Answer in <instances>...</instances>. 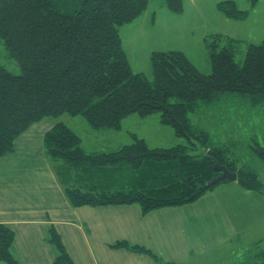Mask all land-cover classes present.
<instances>
[{"label": "trees", "instance_id": "1", "mask_svg": "<svg viewBox=\"0 0 264 264\" xmlns=\"http://www.w3.org/2000/svg\"><path fill=\"white\" fill-rule=\"evenodd\" d=\"M164 1L172 14L183 13V0ZM149 3L0 0V42L20 67L14 74L0 63V159L13 153L16 141L31 126L48 118L82 117L95 131L119 133L130 116L157 115L186 145L153 149L132 134L131 145L89 154L80 136L63 122L46 134L45 151L59 163L57 177L73 208L134 205L147 216L191 205L215 190L217 185L208 186L220 175L213 161L237 173L244 190L262 191L258 174L239 167L210 131L223 119L218 115L221 105L215 106L222 95L240 96L251 107L264 105V42L248 44L240 63L243 41L206 36L209 75L183 52H153L150 81L132 70L120 34L122 27L147 12ZM257 4L253 0L252 8ZM217 10L234 21L250 15L233 1L219 3ZM223 124L227 127L225 120ZM251 153L264 162V148H252ZM50 242L57 250L53 264H75L54 229ZM13 243V231L0 224V263L19 264ZM112 248L149 253L126 242ZM260 257L264 264V252Z\"/></svg>", "mask_w": 264, "mask_h": 264}, {"label": "rangeland", "instance_id": "2", "mask_svg": "<svg viewBox=\"0 0 264 264\" xmlns=\"http://www.w3.org/2000/svg\"><path fill=\"white\" fill-rule=\"evenodd\" d=\"M191 1L195 2V7L189 0H184L185 14H181L179 19L170 12L164 0H151L148 13L140 18L137 25L140 27L145 19L147 24L145 23L140 31L135 33V37L132 33L129 43L125 31L122 30L123 27L121 28L120 34L122 31L125 51L135 73H141L151 81L153 74L149 54L169 52L174 49L179 51L181 48V52L184 51L189 55V60L201 73L209 75L211 73L210 54L205 44L200 42L201 33L218 34L243 41L244 52L237 57L240 63L243 61L248 44L264 42V0H258L254 9L252 8L253 0ZM228 1L235 2L241 11H249V17L244 21L226 18L217 10V5ZM154 20H156L155 25H153ZM171 33L176 34L178 39ZM196 42L201 44L196 45ZM161 49L163 51H160ZM195 55L198 56L197 60ZM0 63L11 73H20V67L9 57L2 42H0ZM220 100L221 103L215 106L221 105L222 109L219 110L218 115L223 119L216 121L214 129L210 132L220 143L225 139L229 140L227 149L230 156H233L239 167H247L248 170L255 171L259 176L260 184L264 187V162L251 153L252 148H264V105L251 107L249 100L236 95H222ZM153 117V119H141L138 116H130L123 121V129L119 133L95 131L84 118L70 115H63L59 120L48 118L44 121L63 120L75 134L80 136L87 153H109L131 145L132 134L144 139L153 149H170L179 144L186 145L185 139L176 137L171 128L159 123L157 115ZM224 120L227 127H224ZM263 192L264 188L262 191L244 190L235 181L230 180L217 185L213 191L216 198H211V202L213 205L220 202L223 216L220 220L218 216L211 219L197 218V224L203 228L204 234L211 237L222 229V218H226L233 230V235L231 234L229 239L225 238L213 243L208 250L202 248L197 255L190 258L187 264L262 263L263 259L260 255L264 252ZM190 215L192 214H187L185 217Z\"/></svg>", "mask_w": 264, "mask_h": 264}, {"label": "crops", "instance_id": "3", "mask_svg": "<svg viewBox=\"0 0 264 264\" xmlns=\"http://www.w3.org/2000/svg\"><path fill=\"white\" fill-rule=\"evenodd\" d=\"M189 1L195 7V2ZM176 16L181 19V14ZM139 20L122 29L128 43L132 33L135 37L146 23L145 19L139 27ZM171 34L178 39L176 34ZM200 35L204 44L202 38L211 34ZM168 42L171 43L169 39ZM126 55L132 67L127 52ZM194 57L197 60L198 56ZM57 120L31 126L18 138L13 153L0 159V224L14 233L12 252L19 264L54 263L57 250L50 242L51 229L59 234L75 264H187L202 248L208 250L213 243L233 235L226 218H222V229L211 237L197 224V218L218 216L220 220L223 216L220 202L214 205L211 202V198H216L213 192L191 205L174 210L165 208L147 216L134 205L73 208L57 177L59 163L45 153L46 134L56 124L65 123ZM228 142L225 139L219 143L229 146ZM187 214L195 218L185 217ZM118 242L149 253L113 249Z\"/></svg>", "mask_w": 264, "mask_h": 264}, {"label": "water", "instance_id": "4", "mask_svg": "<svg viewBox=\"0 0 264 264\" xmlns=\"http://www.w3.org/2000/svg\"><path fill=\"white\" fill-rule=\"evenodd\" d=\"M213 165L215 170L220 173V175L208 183V186L213 187L226 180L236 181L238 179V174L231 172L226 166L220 165L217 161H213Z\"/></svg>", "mask_w": 264, "mask_h": 264}]
</instances>
